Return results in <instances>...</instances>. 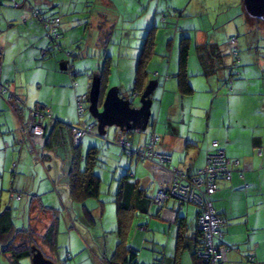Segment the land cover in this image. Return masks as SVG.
<instances>
[{"label": "crops", "instance_id": "obj_1", "mask_svg": "<svg viewBox=\"0 0 264 264\" xmlns=\"http://www.w3.org/2000/svg\"><path fill=\"white\" fill-rule=\"evenodd\" d=\"M224 1L227 3L228 8L234 4L236 7L239 6L238 0L233 2L232 0ZM46 2H48V7L42 9V12H45V16L57 13V10L54 9L56 3H60L59 0H44L43 3ZM120 3L127 6V11L120 9L116 0H96L98 7L95 9L97 11L90 16L82 18H73L74 14L79 13L77 5H75L72 9L63 12L61 32L66 33L64 40L70 43L67 35L74 28L81 26L85 22L88 28H93L92 34L95 45H99V48H108L109 44L114 43L115 38H119L117 43L120 48L125 47L124 52H126V56L121 55L120 57L130 60L129 63L123 65V70L127 72L123 71V74H127V80L131 81L135 75L136 60L141 54L144 38L151 28L156 27L157 29L164 24L160 20L159 13L165 10L166 5L164 0H120ZM27 4L26 2L22 11L8 4L0 5V48L4 52V57L0 60V84L11 81L13 83V92L25 100L29 106L33 107L36 104H43H41V101H37L35 105L29 103L28 88L34 87L33 83H46L45 85L49 86L56 81L64 94L63 98L67 97L70 105H73L74 108L75 96L86 92L85 85L81 81L80 88L72 89L68 86L71 84L69 77L62 73L57 66V60L61 55H57L49 61H44V59L40 58V47H46L47 43L42 38L41 27L32 21L30 15L31 7ZM240 5L241 7H238L239 13L236 16H240L242 21L247 20L246 23L251 29H257L259 26L264 27V20L258 21L260 19H257L255 21L256 19L247 14L241 3ZM104 6L108 8L109 13L104 12L106 11ZM167 7L170 9L169 4H167ZM238 8H236L237 11ZM103 13H106V15ZM100 14L105 17L100 16ZM65 16L71 17V19H66ZM231 18L229 17L228 21L225 20L220 27L222 29L226 27L227 29L229 27L227 24L230 23ZM179 25L180 30L176 31L174 39L169 40L168 47L171 42L174 43L175 47L176 43H178L177 36L180 37L181 35V38L183 36L189 37L190 53L194 47V56L196 58L188 61V70L194 73H196L195 71H200L198 72L199 74L203 69L205 71V68L209 69L210 72L213 71L207 76L200 74L192 78L190 82H192L194 93L186 96L180 93L178 81L174 76L178 71L179 62L173 66L171 55L168 62H159L158 66H161V69L160 73L157 72L160 77L158 85L163 84V89L159 94V96L161 95L160 103H162L159 108V118L165 107L169 108V112L174 107L177 112V104H179L181 98H183V103L192 98L191 105H196L199 110L198 112L195 111L197 116L189 118L184 113L181 116L180 113H177L174 118L168 117L166 123L163 124L165 127L159 132L160 134L156 131L154 132L160 136L161 140V146L157 145V150L159 153L170 155L173 166H177L181 170L195 172L205 166L207 153L215 150V146L212 144L213 140H219V146L224 149L226 156L232 162H237L233 165L232 179H221L218 182V190L213 195L214 207L227 219V223L224 226V239L233 246L228 258L235 264H264V54L262 52L259 57H255V67L252 68L247 65H253V63L250 60L246 62L248 59L240 50L238 57L241 58L243 65L238 71H241L244 75L248 73V77H251V75L255 76L250 78L251 80L237 77L232 80L231 88H227L225 81L231 77L233 71L231 70L232 58L230 54H224V49L228 48L230 42L227 45L215 33H210L209 22L205 28H196L195 24L191 28L187 20L182 22L180 19ZM182 27H185V29ZM88 28L86 27V30ZM262 31H264V28L260 29V33H263ZM178 32H181V34H178ZM16 33L18 36H16ZM154 35L157 43L156 31H154ZM21 37L25 40V47H23V44L21 45ZM206 42L218 43L221 47L222 53L220 52V54L222 55H211L209 53L210 55H205L203 60H201L197 45ZM11 45V49H7ZM63 47H65L64 44ZM113 50L114 48L106 55L112 56L114 59L115 51ZM8 51H11L9 54L12 55V59L9 61H7ZM111 52H114V54ZM118 52L120 54V51ZM27 54L30 55L28 60H33L32 63L34 62L36 66L32 64L31 66L20 68L18 60L22 61L24 59L23 56H29ZM61 54L65 56L63 52ZM153 55L151 61L153 60ZM198 60L200 62L203 61L202 63L205 65L202 66L203 69L198 67ZM63 61L61 60L62 66L65 64ZM147 67L150 70V64ZM227 68L229 69L228 71L226 70ZM253 70L255 72H252ZM63 85H66L67 88H64ZM196 98H198L197 101H195ZM100 110L103 111L102 108ZM203 113H206V125L204 116H201ZM27 118L28 110H25L22 116L18 117L7 96H0V153L3 156V165L0 164V168L5 171L8 167V162L11 164L16 153H18L19 159L17 163H13V165H16V171L13 176L15 181H12V188L10 189V199L12 200L11 194L13 195V193L22 192L37 195L38 197L34 200L36 205L31 213L32 219L39 211L37 205L44 204V202L51 203L46 198L53 201L56 200L57 203L61 202L63 206L65 203L72 204V207L69 206L67 208L70 217L72 211L77 214L82 212L85 214L82 205L73 202L68 189V176L66 173L70 168L72 157L71 150L66 143L69 133L63 129L64 127L62 128V133H60L61 128L54 126L55 121L66 125L71 124H67L65 117L59 116V113L54 112L53 107H51V117H44V120L41 119V121H47L46 123L44 122L47 124L46 138L48 134H51L52 143L50 147L45 148V144L41 148L39 146L42 145L41 143L30 141L24 134L23 127ZM72 121L74 123V117ZM160 123L163 122L159 121V125ZM107 130V133L104 134L105 138L112 141L125 138L124 133L117 127H111ZM135 140H138L134 141L135 143L140 142V139ZM108 143L98 137V134H95L94 137H85L82 147L85 150L87 145L96 144L102 147L100 154L104 158L106 155L117 157L118 161L113 176L115 189L112 191V188H109L110 192L114 193L116 191L118 179L129 171L131 172V179L139 183L140 188L149 198L156 196L158 189L170 186L172 174L162 166V163L139 160L137 157L124 153L114 142ZM66 145L67 147H65ZM11 149L15 151V154L11 155L9 153ZM36 149L41 150L36 152V157L43 156L44 159L42 160H45V158L49 159L48 168L43 164L44 172L38 169L32 175H27V177L20 176L18 172L25 171V164H27L29 158L31 159L29 150L33 152ZM260 150L261 154H259ZM23 152L26 153L25 158H23ZM61 153H65V159L62 160L63 162L60 165L56 159H60L58 155ZM177 156H180V158ZM55 162H58L60 166L54 167ZM21 165L23 167H20ZM246 165L247 169H245ZM54 168L55 172L53 174ZM4 178V174L1 175L0 173V182H3ZM28 197H23L21 203L26 198V205H29L31 202H29ZM97 202L99 206L100 201L97 200ZM2 203L3 201L1 200L0 210L2 209ZM54 203V205H57L56 202ZM54 205L50 204L53 207ZM85 205V208L94 211L93 208L91 209L87 206L86 202ZM98 206L96 207L99 208ZM34 210L36 211L34 212ZM137 213H140V211H131V219L138 218ZM43 215L45 214L43 213ZM143 215H145L144 220L146 221L138 224L139 232L130 243V246L135 248V245H141L144 249L148 246L152 249V252L163 250L166 254L170 253L168 262H165V260L157 262L156 258H152L147 254L148 260H146L145 264H195L192 235L196 231L197 207H193L190 204H182L176 198L169 197L163 202V206L158 207L152 204L148 208V213H143ZM45 216L48 217L46 218L47 221H43L46 226L50 216L47 214ZM74 235L68 233L70 239L68 243H71V247L72 236L78 238L81 242V237L76 231ZM60 236L61 233L59 232L57 239L59 246L61 243ZM41 245L43 252L56 262L58 260L56 257L57 253L51 251L46 245ZM137 251L139 252V250ZM94 258L95 264L109 263L101 259L98 254Z\"/></svg>", "mask_w": 264, "mask_h": 264}, {"label": "rangeland", "instance_id": "obj_2", "mask_svg": "<svg viewBox=\"0 0 264 264\" xmlns=\"http://www.w3.org/2000/svg\"><path fill=\"white\" fill-rule=\"evenodd\" d=\"M233 1L234 0H232V2ZM238 1H239V6L236 7L234 4L228 8L227 3H225L224 0H169V2H167V0H164V3L166 5L164 11L168 14L170 11L171 13L174 12L173 8L181 9V11H184V13L183 16L180 17V19L182 20V22L187 20L188 25L191 28L193 27V24H195L196 28H205L209 22L211 27L210 33H215L216 36H218V38H221L223 40V43H227V45L229 44L230 38L236 37L235 43L234 44L230 43V45H228L229 49L228 48L224 49V54L228 53L232 58L231 70L233 71L232 72L233 75L231 77L232 78L240 77L243 78L244 80H251L250 78H252L255 75H251V77H248V73L247 75H244V73L238 71L242 67L243 63L240 57L239 58L237 57L238 60L234 63L233 61L234 59L232 57V51H233L232 49L235 48V51L238 54L241 50L242 54L246 57V59H248L246 60V62L250 60L253 63V65H247V66L254 68L255 59H256L255 57H259V54H261L262 52L264 54V31H262L263 33H260V29L264 27L259 26V28L257 29L254 28L251 29L249 25L246 23L247 20L242 21L240 16H236L239 13L238 7H241L240 3L243 5L242 0H238ZM43 2L44 0H40V1L29 0L28 4L32 5V7L40 6L41 8L45 9L48 7V2L46 3ZM59 2L60 3H56V7L54 10H57L60 14H63L65 10L72 9L75 5H77V11L79 13L74 14L73 18H82V17L90 16L91 14H94L97 11V9L95 8L98 7L96 5V0H59ZM116 2L118 3L120 9H124L127 11L128 9L127 6L122 5L120 3V0H116ZM166 2L167 4H169L170 9H168ZM236 8H238V11ZM104 9H106V11L104 12L109 13L107 7H105ZM106 13L103 14L106 15ZM100 16L105 17L101 14ZM229 17H232L230 23L227 24L229 27L227 29L226 27L222 29L220 27L221 24L225 20L228 21ZM67 18L71 19V17H66V19ZM255 21H257V19ZM258 21H262V20H258ZM86 27L88 28L87 24L84 22L81 26L74 28L67 35V39L68 41H70V43L64 40L66 38V33L65 34L62 33L61 43L63 42L65 46L62 47L64 51L72 50L74 52L75 56L71 57V61L76 64V70H78L79 72L75 80L78 84V88H80L79 86L81 84L80 82L83 81L86 88L85 91L89 94V99L86 104L88 107L87 108L88 114H85L83 117L79 116L77 105H75V107L73 108V105H70L69 99L67 100V97L63 98L64 94L63 92H61V89L57 85L56 81H54V83L50 84L49 86H46L45 85L46 83H41V84L33 83L35 86L28 88L29 90L28 92L30 96L29 103H33V105H35L37 101H41L42 102L41 104H45L46 106L53 107L54 112L59 113V116L65 117V120H67L68 122L67 124H71V125L80 124L90 116L94 117L93 111L92 109H90V106L92 104L90 101L91 88H92L91 86L98 81V79L100 78V73L104 69V66L107 61L105 59L106 58L105 54L109 53V51H111V49L114 48L113 51H115V57L113 61V66H111L112 71L111 73L108 74L107 92L110 90L117 89L120 92L119 97L121 98V100L126 104L130 105L131 107H134L135 110L142 109L145 105H148L150 106V111H151L148 119V123L145 126H141L140 129H138L137 131L132 132V134L128 135L129 139H133V138L140 139V143L144 144L145 140H147L150 137L153 131H156L158 132V134H160L159 132L162 131V129L165 127V125L163 124L166 123L168 117L174 118V116L177 113H180V116L184 113L185 116L189 118L197 114L196 112H198L199 109L196 105L194 106L191 105L192 98L185 103H183L182 100L183 98H181L179 104H177V109H176L177 112L174 110V107L171 109L170 112H169V108L165 107L163 109L161 117L159 118V108L162 104L160 103L161 95L159 96V94L163 89V84L158 85L160 77L158 76L159 74L157 75V72L160 73V69H161V66H158V64L160 61L161 62L165 61V63L168 62L169 57L171 55L172 58L171 60L174 66L176 65L177 62H179V56H180L181 35L180 37L177 36L178 43H176L175 47L173 42H171L168 47L169 40L174 39V35L176 33V30L174 29V24L172 22L170 23V20L168 24L167 23L162 24L161 27L155 29L157 36V43H156V50L153 55V60L152 61L150 60L149 62L151 74L149 76L148 84L151 83V81H154L156 82L157 86L155 90L153 92H150L148 96L145 95L147 86L140 96L132 95V88L134 86L135 75L131 79V81L130 80L128 81L127 74L125 75L123 74L124 70L122 67L123 65L129 63L130 60L124 59L125 57H120L121 55L126 56V52H124L125 47L120 48V45L117 43L119 42V38H115L113 41L114 43L108 45V48H99V45H95L96 43L94 41V37L92 34L93 28H88L86 30ZM182 28L185 29V27ZM178 34H181V32H178ZM16 36H18L17 33ZM21 38H22L21 45L23 44V47H25V43H24L25 40L23 37ZM11 47L12 45L9 46L7 49H11ZM57 51L58 50L55 51L56 52L55 56L61 55L57 60V66L58 69H61L62 66L60 60H62L61 58L65 59V57L61 54L62 52L58 51L57 54ZM118 51H120V54ZM9 53H11V51H8V54ZM111 53L114 54V52ZM194 54H195V49L193 47L191 49V53L189 54V60L192 58H196ZM11 57L12 55L9 54L7 61L11 60L12 59ZM29 57L30 55L28 57L23 56L24 59L22 58L23 59L22 61L19 59L18 66L20 68H25V66H31L32 64L36 66L34 62L32 63L33 60L31 61L28 60ZM48 59L51 60V57ZM202 62L198 60V64H199L198 67L201 68L202 66H205ZM226 70L228 71L229 69L227 68ZM135 71L136 69H134V72ZM188 72L190 76L189 78L190 81L192 78L197 77L200 74H202L203 76H207V74L204 72V69L201 71L200 74L198 73L200 71H195L196 73H194L193 71L188 70ZM252 72H255V70H253ZM64 88L66 87L64 86ZM71 88L75 89L76 86L72 85ZM121 88L122 90L120 91ZM157 89H159V91L156 92ZM197 99L198 98H196L195 101H197ZM203 114L201 116L202 117L204 116L205 125H206V113ZM73 117H74V123H72ZM42 119L44 120V118ZM159 121L163 123H160L159 125ZM43 122L46 123L47 121L45 120ZM125 135L127 136V133H125ZM158 145L161 146V142H159ZM68 146L71 149L70 144H68ZM65 147H67V145ZM89 148H90L89 145H87V148L85 150L88 151ZM29 151H30L29 153L31 155V159L29 158V161H27V164H25V168H24L25 171L18 172L17 170L18 174L23 177H27V175H32V173H34L35 170L38 171V169L44 172L45 171L43 170L45 169L44 165L48 168L50 164L49 159L45 158V160H42L44 159L42 156L40 157L37 156L38 158L36 157L37 155L36 152L41 150L36 149L34 150L35 152L34 151L31 152V150ZM9 153H11L12 155L15 154V151L11 149L9 150ZM25 155L26 153L23 152V158H25ZM58 156L60 159H56V160L61 165L63 162L62 160L65 159V153L64 154L61 153ZM2 157L3 156L0 153V164L3 165ZM177 157L180 158V156ZM102 160H104L105 163L104 164L99 163L98 166H96L95 168V172L99 174L102 178L101 188L103 191V195L100 199L103 203H100L98 206L97 205L98 202L96 199L86 200L87 206L91 209L92 208L94 209V211H91L93 221H91L83 212L77 214L72 211L71 213L72 215L70 217L67 208L69 206L72 207L71 206L72 204L70 205L68 203H65V205L63 206L61 202L57 203L56 200L53 201L49 198H46V200H50L49 202L51 203L44 202V204L46 205L47 204L54 205L55 204L54 202H56L57 205H54V207L58 209L59 217L61 221L60 229H59V232L61 233L60 236L61 243L56 254V257L58 258V260L55 262L56 264H95L94 256L96 254H98L100 258L103 259L104 261L105 260L108 261L109 262L108 264H112L111 261L113 260V258H114L113 263L122 264L121 260L123 259L124 252H126V248L131 245L130 243L133 241V239L139 232L138 224H141L142 222L144 223L146 221L144 220L145 215L137 213L138 218L131 219V217L129 218V216H127L124 222L120 223V220H118V215H117V205L116 203L112 202L113 196L107 193L109 188H112V191L115 189V182L113 181V176L115 174L114 171L118 159L117 157L114 156L109 157L106 155L105 159ZM18 161H19L18 153H16L15 157L11 161V164L10 162H8L7 164L8 167L5 169V171H3L2 168H0L1 175L4 174L5 176L4 181L0 182V201L1 200L3 201L1 207L2 209L7 204H13L15 208L14 220L16 223V227L21 228L22 225L28 224L31 215L29 213V209L24 208L25 205L27 204L26 198L23 200V204L20 203L19 201L10 199V189L12 188L11 187L12 181H15L13 176L15 175V171H16V169H14L13 163L14 162L17 163ZM58 162L54 163V167L59 165ZM20 167L23 166L21 165ZM54 172H55V168L53 169L52 173L54 174ZM96 206H98L99 208H97ZM192 206L194 207V205ZM35 211L36 210H34V212ZM46 218L48 217L43 215L40 211H38L34 216L32 223L34 228L37 229L39 234L42 233L45 229V225L43 221L44 220L47 221ZM75 231L81 237V242L78 238L73 237L75 236L74 235ZM68 233H71L73 235L72 247H71V243H68L70 241ZM120 243L122 244L119 245ZM118 248L121 251L117 254L116 252ZM135 248L139 250L138 264L146 263V260H148V258L146 257L147 254L152 258H156L155 260L157 262L161 260L162 261L165 260V262H168L170 253L166 254L163 252V250L158 249L159 251L152 252V249H150V247L147 246V248L144 249L142 248L141 245L139 246L135 245ZM152 262L154 263V261ZM0 264H11L10 258L8 256L2 255L1 252H0ZM21 264H32V259L25 258L21 260Z\"/></svg>", "mask_w": 264, "mask_h": 264}, {"label": "trees", "instance_id": "obj_3", "mask_svg": "<svg viewBox=\"0 0 264 264\" xmlns=\"http://www.w3.org/2000/svg\"><path fill=\"white\" fill-rule=\"evenodd\" d=\"M26 2L29 3V0H0V5L8 4L9 6H12L13 8H16L22 11V9H24ZM27 5L31 7L30 15L32 17V21L41 27L42 38L47 43L46 47L44 46L40 47L39 56L41 59H44V61L50 60L48 58L51 57L52 59L57 56V55L55 56L56 50H58L59 52L64 51L62 48L63 43H61V38H62L61 28H62V23H63L62 16H64V13L60 14L57 11V13L53 15L45 16L44 14L45 12H42L43 8H41L40 6L32 7V5H29V4ZM173 10H174V12L172 11L173 13H171L170 11L168 14L165 11L160 12L159 17H160V20L162 18L161 22L164 24L166 23L168 24L170 20V23L172 22L174 24V29L176 31H179L180 30V25H179L180 17L183 16L184 11H181V9H176V8H173ZM155 29L156 27H153L149 30L141 46V54L139 57H137V66H136L135 77H134V86L132 88L133 96H140L141 93L146 89V86L148 87L150 84V83L148 84V80H149V76L151 72L147 66L149 65L151 57L155 53V50H156V41H155V35H154ZM234 38L236 37L230 38L229 42L232 43ZM189 41H190V38L186 36H183L180 40V56H179V68H178L179 70L174 74V76L176 77L178 81V87H179L180 93L186 96L192 95L194 93V88L190 82V79H189L190 76L188 72V60H189V54H190ZM232 50H233L232 57L235 63L239 57H238V53L235 51V48H233ZM58 51H57V54H58ZM197 51H198L200 58H202L201 60H203L205 55L207 54L210 55L209 53H211V55H219V56L222 55L220 54V52L222 53L220 45L218 43H213V42H206L204 44L197 45ZM64 52L63 54L65 55L64 57L66 59H62V61L64 60L63 62L65 64L63 66L61 65L62 67L59 70H61L62 73L66 74L69 77V80L71 81V84L68 85L69 87L74 85L76 86V88H78V84L75 78L78 76L79 72L78 70H76V64L71 61V57L75 56L74 52L72 50H67ZM3 57H4V52H3V49L0 48V60H2ZM105 57L107 61H106L103 71L100 73V78H99L101 82V91H100V98H99L100 108H102L105 102V99H106L107 88H108V83H107L108 74L111 73L112 71L111 66H113V61H114L112 56H107L105 54ZM60 63H61V60H60ZM204 72L206 74L211 73L210 70L207 68H205ZM234 79L235 78L229 77L228 80L225 81L227 88H231L230 84L232 83V80ZM12 84L13 83L11 81H6L0 84V96L1 97L7 96L8 101L11 102V105L14 111L16 112V114L18 115V117L19 116L21 117L22 113L25 110H28V118L24 123L23 130H24L25 136L28 139H30V137L27 135L25 131V128L28 124V121L30 120V117L32 116L33 113H38L34 116L35 123L46 127L45 123L42 122L41 119L44 117H51V107L46 106L45 104L43 105L36 104L33 107L29 106L28 103L25 102V100L21 99V97H19L16 93L13 92ZM64 86L66 87V85ZM88 99H89V94L87 92L82 93V94H77L75 96V105H77L80 117H83L85 114H88L87 112L88 107L86 105L88 102ZM80 104L83 105V109H84L83 111L80 108ZM93 123H95V125L92 128V130L89 132H86L80 144L76 146L74 143V138H73V132H72L73 128L75 126H81L82 124L88 127L90 124H93ZM54 126L61 128L60 133H62L63 127H64L63 129L65 131H68L69 133V137L66 141L67 144H70L71 149H72L70 168L66 173V175L68 176L69 194L71 195V198L74 203L82 205L83 210L85 211V215L91 221H93L92 213L88 208H85L86 205L84 203L88 199H96L100 201V203H103L100 199L103 195V191L101 188L102 178L99 174L95 172V168L96 166H98L99 163L104 164L105 161L102 159H105V158L100 154L102 147L96 144H90L89 146L90 148L88 149V151L83 149L82 146H83L85 137H88V136L94 137L95 134H98V136L101 137L103 141H105L106 143L109 142L108 144H110V142L112 143L114 142L127 155L128 154L132 155L134 157H137L139 160H143V161H147V160L156 161V163H162V166L168 167L170 169L177 168L178 170L182 171L187 176H193V174H196L199 170L198 169L195 172H191V171L181 170L177 166H173L171 164L172 163L171 156L168 154L159 153V151L157 150V145L160 142V136L154 133L155 131H153V133L144 142V144H141L140 142H137V143L134 142L138 140H135V139L133 140V139L128 138V135L132 134V132H135L138 129H133V128L132 129L131 128L122 129L116 125H112V126L120 129L124 133L125 138H119L118 140H114V141L108 138H105V135H102L98 131L99 129H98L97 119L91 116L88 117L84 122L80 124L66 125L59 121H55ZM111 127L107 126L105 128L106 133L108 131L107 129ZM125 133H127V136L125 135ZM155 137H158V140L155 141ZM121 140H125L127 142L128 144L126 146L127 148H123L121 146L120 144ZM217 141L219 142V140ZM44 142H45L44 145L43 144L39 145L41 146V148L44 147L45 144H46L45 148L50 147L52 143V135L48 134V137L46 138V133H45ZM150 148L152 152L156 153V155L153 156L152 159H148L144 155H142V154L148 155ZM220 149L224 150L218 144L217 146H215V150L213 152H217ZM130 150L134 152H138L139 154L131 152ZM162 156L166 157V161L162 160L161 158ZM14 169H16V165H14ZM130 175H131L130 171L123 174L118 179V186H117L116 191L113 193L108 190L107 192L109 195L113 196L112 202L116 203L117 205V215H118V220H120V223L124 222L127 216H129L130 218L131 217L130 213L131 211L133 212V210H139L140 213L145 214V213H148V208L152 204L160 207L161 205L163 206V202H165L163 201L161 204L156 203V197H157L158 191H157L156 196L152 198L147 197L144 194V191L140 188L139 183L137 181L132 180ZM169 192L170 191H168L167 193L169 196L165 200H167L169 197H173L179 200L182 204H190V205H194L195 207H197L196 231L192 235V241L194 242V254H193L194 263L195 264H211L209 259L203 257L206 247H205V243L203 240V232L199 228V224H198L199 216L202 212L201 207L196 205L195 203H192L189 201H183L180 198L175 197ZM24 194L27 197L29 194L28 198H29V202L31 203H29V205H25L24 208L27 209L28 207L29 213L31 215L33 207L36 205L34 204V200L36 197H38L37 195L31 194V193L20 192V193H13V195L11 194V197H12V200L20 201L21 203L22 198L25 197ZM213 195L210 197V200L212 201L214 205ZM37 207H39V211L42 214L44 213L45 215L47 214L50 216L49 222L46 224L43 233H40V234L38 233L37 229H35L33 226L32 217L29 218L28 224L22 225L21 228L16 227V223L14 220L15 219V216H14L15 208L12 204H7L5 205L3 209L0 210V252L2 255L8 256L10 258L11 264H21V260L25 258H32L33 247H37L41 249V246H42L41 244L46 245L47 247L50 248L51 251L55 253H57L59 249L57 239H58V234H59V229H60V217H59L58 209L56 207L46 205V204H39L37 205ZM215 212L220 218L225 220V222L220 227L222 236L220 240L218 239L216 240V243H219L220 245L225 244L229 248L233 249V246L228 244L224 239L225 237L224 226L227 223V219L223 215H221L216 210V208H215ZM121 244L122 243H120L119 245ZM120 251L121 250L118 248L116 253L118 254ZM44 255L48 257L45 253ZM113 262H114V258L111 261V263L119 264V263H113ZM121 262L122 264H138V251L134 247L128 246L126 248V252H124L123 254V259L121 260ZM225 264H235V263L231 260H228V262Z\"/></svg>", "mask_w": 264, "mask_h": 264}, {"label": "built area", "instance_id": "obj_4", "mask_svg": "<svg viewBox=\"0 0 264 264\" xmlns=\"http://www.w3.org/2000/svg\"><path fill=\"white\" fill-rule=\"evenodd\" d=\"M236 41L233 39L232 43ZM83 111V105L80 104ZM38 113H33L25 128L27 135L34 143L44 144L45 131L44 126L35 123L34 116ZM95 123L86 125L75 126L72 130L74 143L78 146L85 135L94 127ZM158 137H155V141ZM154 141V143H155ZM120 144L123 148L128 145L125 140H121ZM219 142L213 141V145L217 146ZM131 152H134L130 150ZM138 153V152H134ZM139 154V153H138ZM261 154V150L259 151ZM148 159H152L156 155L155 152L149 151L148 155L142 154ZM162 160L166 161V157L162 156ZM237 162H232L231 159L226 157L225 151L220 149L217 152H209L204 167L200 168L193 176H187L177 168H168L163 166L172 175V182L168 188H161L156 197V203L161 204L171 193L183 201H189L200 206L202 212L199 216V228L203 232V240L205 243V252L203 257L209 259L211 264H225L228 262V254L231 250L225 244L216 243L220 240L222 233L220 231L221 225L225 222L215 212L214 205L210 197L218 190V182L220 179L230 180L233 175V165ZM247 169V165L245 166ZM220 262V263H219Z\"/></svg>", "mask_w": 264, "mask_h": 264}, {"label": "water", "instance_id": "obj_5", "mask_svg": "<svg viewBox=\"0 0 264 264\" xmlns=\"http://www.w3.org/2000/svg\"><path fill=\"white\" fill-rule=\"evenodd\" d=\"M243 6L249 16L264 20V0H243ZM156 86V82L151 81L145 91V95L148 96L150 92H153ZM91 87L90 101L92 104L90 109H92L93 115L98 121V129L101 134L104 135L106 133L105 128L107 126L116 125L122 129H140L141 126H145L148 123L151 112L150 106L145 105L142 109L135 110L134 107H131L121 100L119 97L120 92L116 89L107 92L105 102L102 106L103 111H101L99 106L101 91L100 79ZM44 131H46L45 126ZM31 259L32 264H56L55 261L46 257L42 250L37 247H33V256Z\"/></svg>", "mask_w": 264, "mask_h": 264}]
</instances>
